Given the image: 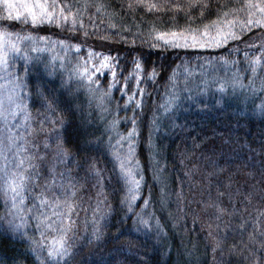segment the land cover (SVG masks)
<instances>
[{
	"label": "snow or ice",
	"instance_id": "snow-or-ice-1",
	"mask_svg": "<svg viewBox=\"0 0 264 264\" xmlns=\"http://www.w3.org/2000/svg\"><path fill=\"white\" fill-rule=\"evenodd\" d=\"M78 2L79 0H76V3L70 0H0V8H2L0 24L5 26L2 35L6 37L16 35L22 42L17 44L10 39L0 41V73H3L0 80L4 81L0 84V122H2L0 123V128H2L0 144H3L11 153L9 156L0 151V154L4 155V166L0 172L4 176V196L6 200H10L11 207L15 210L11 215L18 217L20 221L17 224L15 220H10L9 226L15 232L19 231L25 223H34L35 231L40 236L39 240H31L34 245L31 251L39 253L34 264H88L86 258L77 261L84 247L79 244L81 236L91 245L88 252V256L93 257L91 264H147L139 247L131 242L128 244L118 242L111 245L107 253L103 251V245L107 239L104 231L107 224L104 221L110 217L115 207L108 203L105 190L113 186L118 192L124 193L118 203L124 209L126 218L136 225V231H143L156 239H164L163 230L167 224L162 226L154 214L136 211L140 200H143L145 206L149 204V200L141 195L143 177L133 166L136 137L139 135L136 131L139 123L137 113L134 110L133 116L125 117L123 121L132 125L127 130L126 136H120L119 133L115 136L111 135L116 125V121L113 120L109 123L106 133L98 138L96 145H93L91 140L87 139V137L95 136V131H90L91 125L83 118L80 124L75 123L76 112L81 110L77 100L82 91H87L96 97L101 89H105L103 98L109 104L115 98V93L119 92L121 94L119 99L124 100V109H127L133 102H135V109H142L144 97L148 95V92L147 88L141 85L157 83L160 79H164L169 101L166 106L159 105L157 110L164 109L163 119L167 120L164 127L172 125L181 129L184 125L176 124L173 116L184 99L193 103H203L202 97L211 94L218 105H226L229 99L239 104L240 94L237 93V89L245 88L244 80L251 78L248 73L256 75L258 69L264 73V65L261 64L264 60V43L260 45L262 55L252 59H250V51L254 50L255 45L246 44L245 48L248 50H243V59L233 61V66L237 67V74L228 79L222 75L213 76L216 69L212 68L211 72L206 73L207 84H205L199 74L194 76L190 71L189 62L184 68L187 80L182 88H178L173 83L175 69H165L163 64L157 65L150 60L153 55L151 50L155 49V54L160 55L170 48L207 49L215 44L216 49H219L221 44L243 42L246 35L252 33L254 26L264 27L260 20L252 18L255 16V11H251L256 10L264 16V0H260L259 4H247V7L251 9L247 13L249 18L243 21L238 34L227 32L223 39H217L215 36H210L209 31H200L197 28L195 31L198 35L193 34L190 40L183 32L158 31L157 27L160 25L167 27L169 24L178 26V18L182 13L184 19L191 22L194 20L192 13L198 11V19L203 20L206 15L212 14V0H186V2L185 0H164L162 4L147 3L146 0L122 2L120 4L122 9L143 11L146 16L154 15L159 10L162 16H169V19L152 21L156 27H153L148 35L152 37L153 32H156V35L151 42L142 39L138 46L136 40L133 39L130 46L124 47L123 51L118 49L116 55L111 54V49L107 53L89 49L84 56L79 55L83 52L82 44L86 43L88 37L94 33L82 31L84 28L82 21H79V27H77V17L81 15L77 7ZM215 7L220 9L228 5L221 6L217 3ZM73 9H76L75 13ZM90 23L94 25L91 18ZM49 25L52 27H48ZM110 27L115 28L116 26L113 24ZM203 27L208 29L209 25L204 24ZM17 28L20 32H15ZM49 31L63 38L54 41L51 36L38 35V33ZM21 32L26 34L20 35ZM122 32L124 35H121L120 43L127 45V35L131 34V31L122 27ZM81 33L83 40H81ZM99 38L105 39L103 36ZM181 39L183 43L180 42ZM68 41H76V43L71 44ZM41 44L44 46L42 47ZM56 44L66 45L68 50L73 48L75 50L73 60L67 61L69 65L67 68L64 67L65 61L61 62V67L67 71V79L64 78L62 71L60 87L63 91L59 97L55 95V90L49 91L41 87V77L44 74L50 76L52 73L48 70L49 65L44 63L40 57L31 55V53L44 52ZM144 44H147L148 52H145ZM224 51L227 52L228 57L233 55L238 57L242 50L237 47L233 51H228L225 47ZM18 60L22 61L19 67H17ZM217 60L222 66L229 63L223 55ZM211 63L208 61V64ZM41 64H43L42 70L39 67ZM121 64H123L122 69ZM130 67L131 71H129ZM197 67L203 69L204 64H198ZM33 69L37 74V83L29 87L27 78L32 75ZM118 69L120 70L117 71ZM125 72L129 74L125 75ZM131 80L135 81L134 85L130 84ZM192 80L197 81L194 89L189 86ZM46 91H48L47 95H45ZM251 91L254 92L255 89ZM33 95L41 101V107L46 109V113L55 115L59 108L62 113L66 114L67 124L63 119L50 120L46 114L38 131L42 132L44 126L48 127L49 138H54L57 145L58 158L62 159L65 154L62 151L65 145H75L77 153L84 154L82 155L83 163L77 165L84 169L83 178L75 182L67 179L66 183H58L54 172H51V179L41 177L35 161L42 158L33 151L37 149L33 137L38 135V132L31 127H25L30 120L28 105L25 101ZM137 96L140 97L139 100L136 99ZM253 106L254 109L258 107L259 114L264 119V100L259 106H256L253 100ZM204 107L206 108L207 105ZM13 121L15 123H12ZM151 125L152 129L161 126L160 121L155 117ZM21 129H25L23 133ZM70 129H75L79 143L73 140V133ZM152 129L149 130L148 136L150 150ZM213 134L215 135V132ZM103 135L109 136L107 148L99 146ZM244 135L246 137L247 133ZM117 136L120 138L116 139ZM114 139L119 150L110 153L112 167L108 168L106 159H101L92 153L99 151L105 156L109 155L108 149L114 147L112 144ZM237 144L240 145L239 150L236 148ZM245 144H247L246 152ZM195 146L199 147V145ZM125 147H127L126 155L124 154ZM218 153L224 158L223 164L217 161ZM241 153L244 155L241 156ZM59 176L62 180L66 179L63 172ZM185 176L190 181L191 199L187 201V205L188 212L193 215L194 223L201 214H204L217 222V229L220 224H223L224 228L232 233L243 235L247 232L252 242L244 246L245 250L251 248L247 257L248 264H264V256L256 255L257 252L264 253V212L257 209V214L253 216L249 211L253 200L264 202V140L254 144L246 139L242 141L240 137H236L235 140L229 137V144H221L219 149L211 150V155L204 157V166L193 165L185 172ZM85 188L89 193L95 189V197L88 195L85 199L81 195ZM26 199L31 203L26 204ZM191 205H195V208ZM89 209L92 212L91 218L87 215ZM180 211L183 212L184 209L181 208ZM81 213L85 214L83 218ZM233 221H238V223L234 225ZM249 227L251 231H248ZM89 228H91L90 238L85 235ZM209 235L212 234L209 233ZM228 235L229 232L226 231L222 239L226 241ZM257 238H259L258 247L255 246ZM217 248H219V242H217ZM125 250L132 254H125ZM17 264H23V262L19 261Z\"/></svg>",
	"mask_w": 264,
	"mask_h": 264
},
{
	"label": "trees",
	"instance_id": "trees-1",
	"mask_svg": "<svg viewBox=\"0 0 264 264\" xmlns=\"http://www.w3.org/2000/svg\"><path fill=\"white\" fill-rule=\"evenodd\" d=\"M70 2L76 3V0H70ZM122 2L128 3L131 0H79L77 7L80 9L81 15L77 17V27H79V21H82L84 25L82 31H87L90 34L94 33V35L88 37L86 43L82 44L83 52L79 54L80 56L86 55L89 49L105 53L111 49V54L116 55L118 49L123 51L124 47L130 46L133 39L136 40L138 46L142 39L151 42L156 35V32L152 33V37L148 35L149 31L156 27L152 21L169 19V16H162L159 10L154 15L146 16L143 11L122 9L120 7ZM146 2L162 4L164 0H146ZM217 3L221 6L228 5V7L217 9L215 7ZM248 3L259 4L260 0H212V14L206 15L203 20L198 19V11L192 13L194 20L191 22L186 21L182 13L178 18V26L169 24L165 27L160 25L157 30L183 32L184 35H198L195 30L199 28L200 31H209L210 36L223 39L224 34L227 32L237 34L240 32L243 21L249 18L247 13L251 9L247 7ZM100 5H103V7H100ZM75 11L76 9H73L74 13ZM251 11H255V16L252 18L260 20L261 25H264V16L256 10ZM90 18L94 21L95 26L90 23ZM113 24L116 26L115 28L110 27ZM204 24L209 25V28L204 29ZM48 27L52 26L49 25ZM122 27L131 31V34L127 35V45L120 43V37L124 35ZM4 28L5 26L0 24V30H4ZM15 32H20V29H15ZM113 33L117 34L114 35ZM217 33H219L218 36ZM24 34L25 32L20 33V35ZM259 34H264V27L256 25L252 33L246 35L243 42L236 41L229 42L227 45L221 44L219 49H216L215 44L207 49L170 48L160 55H156V50L153 49L151 50L153 55L150 60L157 65L163 64L165 69H175L173 83L178 88L184 87L187 80L184 68L188 66L189 62L191 64L190 71L194 76L198 74L196 71L203 70V73L199 74V76L207 84L206 73L211 72L212 68L216 69L213 76H223L221 68L224 65L222 66L218 62L217 58L219 56L223 55L228 59L229 63L225 66L229 68L231 76L237 74V67L233 66V61L243 59V50H248L245 48L246 44L255 45L254 50L250 51V59L261 56L260 45L264 43V39L261 41L255 40ZM13 36L16 38V35ZM101 36L105 37V39L101 40L99 38ZM51 38L54 37L51 36ZM57 38L63 37L57 36ZM83 39L81 33V40ZM68 43L75 44L76 41H68ZM225 47H227L228 51H233L237 47L240 48L242 50L240 56L233 55L228 57L227 52L224 51ZM143 48L145 52L149 51L147 44H144ZM74 55L75 50L73 48L69 52L67 61L73 60ZM67 61L64 65L65 68L69 66ZM208 61L212 63L208 64ZM19 62L17 67L22 64V61ZM182 62L183 66H181ZM198 64H204V68H198ZM261 64L264 65V60L261 61ZM39 67L41 70L43 69V65H39ZM122 68L123 64H121ZM48 70L52 75L44 74L41 77V87L49 91L55 90V95L59 97L63 91L60 87V73L63 71L64 78L67 79V71L59 67L49 68ZM129 71H131V67ZM128 74V72H125V75ZM248 75L256 82L264 81V73H261L259 69L256 75H252L250 72ZM244 81L248 82V79ZM27 83L29 87L37 83V74L34 69L32 75L27 78ZM196 83V80H192L189 86L194 89ZM130 84L134 85L135 81L131 80ZM165 84L166 81L160 79L157 83L141 85V87H146L148 92V95L144 97V107L142 109H135V102L127 109H124V100L119 99L121 95L119 92L115 93V98L111 100V104L106 99L100 101L101 96H97L96 99L84 91L81 92L77 100L81 110L76 112L75 123L80 124L83 118L91 125L90 131H95V136L87 137V139L91 140L93 145L97 144L98 138L106 133L109 126L105 122L109 119L100 120L99 114L105 106L114 109L112 121L115 120L116 125L111 134L113 136L116 133H119L120 136L127 135V130L132 125L123 121L125 117L131 118L135 110L139 121L136 131L139 135L136 137L133 166L140 173V176L143 177L141 195L149 200L147 206L143 204V200H140L136 211L154 214L162 226L167 224L163 230L164 239H156L143 231H136V225L132 220L126 218L124 209L118 203L124 193L118 192L113 186V188L105 190L108 203L115 205V207L110 217L104 221L107 224L104 229L107 239L103 245V251L107 253L109 247L118 242L120 244L131 242L139 247L140 253L147 264H248L247 257L251 248L245 250L244 246L252 242L247 232L243 233V235L232 233L230 230L225 229L223 224H220L219 229H217V222L204 214H201L194 223L192 213L188 212L187 201L191 199V193L190 181L185 176V172L191 169L193 165L197 167L204 166V157L210 156L211 150L219 149L221 144H229V137H232L233 140L236 137H240L242 141L246 139L254 144L264 140V119L261 118L258 107L254 109L253 106V100H255V105L259 106L264 99L260 97L261 93L253 94L255 92H249L245 89H237V93L240 94L239 104L235 100L229 99L226 105H218L211 94H206L202 97L203 103H193L184 99L179 110L173 116L175 123L184 125V128L181 129L172 125L164 127L163 125L167 124V120L163 119L165 116L164 109H157L159 105H163L164 97L167 94ZM172 90L175 91V89ZM104 91L105 89H101L99 93L103 94ZM229 91L231 90L229 89ZM47 94L48 91L45 92V95ZM129 94L131 93L129 92ZM136 99L139 100L140 97L137 96ZM25 103L28 105L27 110L30 114L29 123L25 127H31L38 132V135L33 137V142L37 145V149H33V151L37 152L42 158L35 161L41 177L51 179V172H54L58 183H66L67 179H72L75 182L77 179L83 178L84 169L77 167V165L83 163L82 155L84 154H78L75 145H65L62 149L65 154L62 159L58 158L57 145L54 142V138H49L48 127L44 126L42 132L38 131L46 114L50 120L63 119L65 124H67L66 114L62 113L59 108H57L55 115L46 113V109L41 107V101L34 95L30 96ZM204 105H207V107L205 108ZM249 109H253V111H249ZM154 117L160 121L161 126L152 129L151 121ZM150 129H152L151 150L148 141ZM70 131L73 133V140L79 143L75 135V129H70ZM213 132H215V135ZM245 133H247L246 137ZM119 138V136L116 137V139ZM108 142L109 136L103 135L102 143L99 146L107 148ZM112 144L114 147L108 149L109 155L107 156L99 151H93L92 153L101 159H106L108 168L112 167L110 153L119 150L116 147L115 139L112 140ZM195 145H199V147ZM236 148L239 150L240 145L237 144ZM244 149L246 152L247 144L244 145ZM124 154H127V147L124 149ZM243 155L244 153H241V156ZM223 159L218 153V163L223 164ZM182 160L183 163H181ZM84 167L86 168L87 166L85 165ZM66 169L69 171L66 172ZM62 172L65 173L66 179H60L59 174ZM2 176L3 173L0 172V264H17L19 261H22L23 264H34L39 253L31 251V247L34 246L31 240H39V233L35 231L33 222L25 223L19 231L14 232L10 228V220H15L16 223L20 221L18 217L11 215L10 203L6 200L2 190V185L4 184ZM137 178L139 179L140 177L138 176ZM95 191L93 189L89 193L88 189L85 188L81 195L85 199H87L88 195L95 197ZM25 203L30 204L31 201L26 199ZM191 207L195 208V205H191ZM181 208L184 209L183 212L180 211ZM257 209L264 212V202L253 200L249 211L255 216ZM84 215V213H81L82 218ZM87 215L91 218V209H89ZM145 218H147V215H145ZM236 223L238 221H233L234 225ZM251 230V227H249L248 231ZM226 231L229 232V235L225 241L222 237ZM209 233L212 235H209ZM85 235L89 238L91 237V228L88 229ZM217 242H219V248H217ZM79 244L84 247L80 256L77 257V261L86 258L88 264H91L93 257L88 256L91 245L88 244V241L83 236H81ZM255 246H259V238H257ZM125 254L131 255L132 253L125 250ZM256 255L264 256V253L257 252Z\"/></svg>",
	"mask_w": 264,
	"mask_h": 264
},
{
	"label": "rangeland",
	"instance_id": "rangeland-1",
	"mask_svg": "<svg viewBox=\"0 0 264 264\" xmlns=\"http://www.w3.org/2000/svg\"><path fill=\"white\" fill-rule=\"evenodd\" d=\"M0 12H2V8H0ZM51 28V27H50ZM3 32H4V30H0V41H4V40H11V41H13V42H15V43H17V44H21L22 42L18 39V37L16 36V38L12 35L11 37H6V36H3L2 34H3ZM26 34V33H25ZM38 35H48V36H52V37H54V38H52V40H57V39H59V38H57V36H55L56 34H54L53 32H51V31H49V32H47V33H38ZM188 37H189V40L191 39V36H192V34H190V35H187ZM264 39V34H259L256 38H255V40H263ZM180 42L181 43H183L184 41L181 39L180 40ZM98 44H101V43H98ZM41 46L43 47L44 45L43 44H41ZM71 50H68L67 49V47H66V45L65 46H61V45H59V44H56L54 47H49L46 51H44V52H39V53H31V55H33V56H38V57H40L41 58V60L44 62V63H46V64H48L49 65V68H57V67H59V68H62L61 67V62H62V60H64L65 62L67 61V59H68V55H69V52H70ZM20 62H19V60L17 61V64H19ZM41 65H43V64H41ZM229 68L228 67H226L225 65H224V67L223 68H221V70H222V73H223V76L226 78V79H228V78H230V77H232L231 76V72L228 70ZM195 71V70H194ZM193 71V72H194ZM196 73H198V74H202L203 73V70L202 71H196ZM3 75V73H0V76H2ZM4 83V81L3 80H0V84H3ZM244 85H245V88H243V89H245V90H248L249 92L251 91V89H255V93H253V94H256V93H261V98L262 99H264V91H262V89H264V81L262 80V81H255V80H252V78H250V79H248V82H245L244 81ZM84 92H87V91H84ZM253 92V91H252ZM97 96H101L100 98L101 99H99L100 101H102V100H104V98H103V94H100L99 92L96 94V97ZM95 97V98H96ZM97 99V98H96ZM95 101V100H94ZM168 101H169V96L166 94L165 95V97H164V102L162 103L163 105H167V103H168ZM100 104V103H99ZM104 109H107L106 111L104 110ZM101 112H100V120H102L103 121V119L104 118H106V119H109L107 122V124H109L110 123V121H112V115L114 114V109L112 108V107H106L105 106V108H104ZM0 123H2V122H0ZM12 123H15V121H13ZM24 129H21L20 131H21V133H22V131H23ZM0 131H2V128H0ZM0 151H2L3 152V154H7V155H9V156H11V153L10 152H8V150L5 148V146L3 145V144H0ZM3 154H0V169H2L3 168V166H4V155ZM2 173V172H1ZM2 178H4V176H2ZM4 185V184H3ZM3 185H2V190H3ZM4 193V192H3ZM9 201V203H10V207H11V202H10V200H8ZM11 209H12V207H11ZM15 210L14 209H12V212H14ZM20 222H18L17 224H19Z\"/></svg>",
	"mask_w": 264,
	"mask_h": 264
}]
</instances>
